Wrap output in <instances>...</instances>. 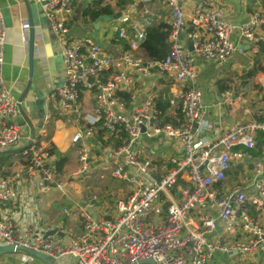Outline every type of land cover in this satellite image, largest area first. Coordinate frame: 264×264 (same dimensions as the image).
<instances>
[{
	"label": "built area",
	"instance_id": "1",
	"mask_svg": "<svg viewBox=\"0 0 264 264\" xmlns=\"http://www.w3.org/2000/svg\"><path fill=\"white\" fill-rule=\"evenodd\" d=\"M28 1L42 10L64 71L63 83L45 101L57 116L80 127L71 138L77 166L66 181L83 178L95 167L124 192L113 214L97 211L92 199L64 208L63 215L81 225L73 239L58 227L59 234L44 236L2 216L14 177L0 171L1 245L43 254L56 264H264L259 257L264 256V120L236 123L207 136L211 107L203 106L194 84L197 58L220 68L239 54L253 59L264 42V0L253 7L242 0V23L229 20L215 0H199L189 12L182 0H134L110 19L115 54L91 37L70 34L75 0ZM152 4L169 14L170 46L161 61L140 54L147 30L159 19ZM20 28L26 34L30 24ZM5 32L0 11V153L14 152L22 175L38 190L54 184L57 159L38 135L18 125L20 102L1 75ZM162 78L178 86L166 97L169 109L179 110L177 127L164 123L157 91L136 89L138 79L152 85ZM241 102L228 89L214 106ZM94 151L101 154L96 164Z\"/></svg>",
	"mask_w": 264,
	"mask_h": 264
},
{
	"label": "crops",
	"instance_id": "2",
	"mask_svg": "<svg viewBox=\"0 0 264 264\" xmlns=\"http://www.w3.org/2000/svg\"><path fill=\"white\" fill-rule=\"evenodd\" d=\"M198 1L182 0V3L186 11L189 12ZM215 1L223 5L229 20L235 23L245 21V16L242 12V0ZM90 2L91 0L74 1L72 6L73 14L69 23L70 34L74 38L91 37L105 51L115 54L117 42L114 39L112 31L109 29L113 21H101L98 26L96 22L93 26H89L81 19V11ZM255 2L256 0H250V5L253 7ZM130 7L131 5L125 11L116 13L115 15L125 13ZM151 7L159 16V19L155 23L162 20L168 24V11L159 4H152ZM0 11L6 28L3 53L4 64L1 75L5 83L13 85V97L20 102L19 117L17 118L18 125L22 128L23 132L27 133L31 131L38 135V140L43 147H46L49 143L57 153L68 156L71 150L74 149L71 138L80 127L76 126L72 120L57 116L53 106L48 105L45 101V97L58 88L64 79L60 50L55 37L50 31L40 7L28 0H0ZM23 22L30 24V29L26 34L20 28ZM30 32L34 39L33 79L35 80L34 87L37 94L33 96L26 95L20 101L23 97L29 74L30 60L27 49L30 44ZM250 63H252V58L247 53L236 55L228 67L221 68L204 62L200 58L196 59L197 77L194 84L202 94L203 106L211 107L207 117L211 129H209L207 136H213L221 129L231 128L236 123H245L253 119L264 118V74H258L254 79V84L260 87L261 93L258 91L253 93L255 94L253 96H256L258 100L257 106L250 109L244 108L242 117H247V120L242 121L240 118H237L236 112L239 105L235 107L222 106L221 108L214 106L221 94L228 90L218 91L217 82L227 78L238 84V79L251 66ZM174 86L178 87L168 78L157 79L152 85L145 79H138L136 82V89L141 94L151 89L157 91L159 95L164 93L165 98L168 95L169 89ZM231 89L241 97V104H243L244 98L241 92L234 88ZM122 95L124 94H121L120 97ZM260 108L262 109L260 110ZM84 110H90V106L84 105ZM48 115L49 119L46 120ZM82 129L87 132L85 127ZM94 144L97 145L96 142ZM94 144L92 143L93 146ZM11 154L15 155L14 152H8L5 153V157L0 156V171L4 175L14 177L11 199L8 205L1 207L3 210L2 216L12 221L15 226L34 227L44 232L48 228L55 229L58 227L64 231L66 238L73 239L81 231L80 222L64 216L62 211L64 208H71L78 203H88L89 200L83 198L81 188L74 184L73 180L66 181V179H63L54 182V184L46 185L47 187H41L38 190L32 189L29 180L22 175L18 163L16 165L17 168L14 169H12L13 165L11 163L6 164L5 158ZM57 185H61L62 187L59 188ZM57 236L60 237L62 234ZM0 264L41 263L24 254L14 253L0 258Z\"/></svg>",
	"mask_w": 264,
	"mask_h": 264
},
{
	"label": "trees",
	"instance_id": "3",
	"mask_svg": "<svg viewBox=\"0 0 264 264\" xmlns=\"http://www.w3.org/2000/svg\"><path fill=\"white\" fill-rule=\"evenodd\" d=\"M134 0H91L90 4L83 8L81 11L82 21L89 26H93L94 23L98 22L101 17H113L116 13L123 12L129 5H132ZM169 25L160 20L154 23L146 32L145 40L140 45V54L147 60L150 61H161L166 56L169 50ZM258 74H264V42L259 44V50L254 55L252 59L251 66L243 72L241 77L238 79V84L231 81V79H223L217 82L218 91H223L225 89H231L232 86L237 91L241 89L250 88L261 92L260 87L254 84V79ZM238 85V86H237ZM162 93L158 100L159 109L161 110L162 119L164 123H171L174 127H177L181 116L177 106L169 109V105L165 95ZM124 101L127 96H121ZM259 121H263L264 118H259ZM82 127L85 125L81 124ZM100 140V138L98 137ZM257 147L261 145V137H258ZM47 150L53 154L57 159V169L56 173L61 171L65 162L68 160V156H63L52 147L51 144H47ZM74 153V149L71 150ZM0 156L5 157V153ZM1 164V162H0ZM1 166V165H0ZM122 186V185H121ZM123 187V186H122ZM111 203V202H110ZM116 204V203H115ZM115 204L114 208L115 209Z\"/></svg>",
	"mask_w": 264,
	"mask_h": 264
},
{
	"label": "rangeland",
	"instance_id": "4",
	"mask_svg": "<svg viewBox=\"0 0 264 264\" xmlns=\"http://www.w3.org/2000/svg\"><path fill=\"white\" fill-rule=\"evenodd\" d=\"M59 48V47H58ZM60 50V49H59ZM232 88H234L232 86ZM235 89V88H234ZM242 97L244 98L243 104L239 105L237 110V118H240L242 121L247 120L248 118L243 116L244 108L250 109L251 107L257 106V98L253 96L254 92L256 93L255 89H241ZM239 92V93H240ZM261 93V92H259ZM263 105V104H262ZM262 108H260L261 110ZM101 157V154H98L96 151L93 153V162H96ZM5 162L11 163L12 169L17 168L18 157L14 154H11L5 158ZM77 166L75 153L71 151L69 153V158L65 162L64 166L62 167L61 171L55 174L54 182H58L59 180L66 179L70 177L72 173L75 171ZM76 184L79 188H81L83 193V198H87L86 200H94L97 207V211L106 213V214H113L114 212V204L117 202L120 195L124 192V188L117 182H114L107 172H103L101 169L93 168L92 171L87 174L83 178L73 179L72 181ZM111 202V203H110ZM264 261V256H259ZM36 261V260H35ZM39 262V261H37ZM41 263V262H39ZM42 264V263H41Z\"/></svg>",
	"mask_w": 264,
	"mask_h": 264
},
{
	"label": "water",
	"instance_id": "5",
	"mask_svg": "<svg viewBox=\"0 0 264 264\" xmlns=\"http://www.w3.org/2000/svg\"><path fill=\"white\" fill-rule=\"evenodd\" d=\"M117 16H119V15L117 14V15H114L113 17H101V19L97 22V26L100 24L101 21L106 22V21L110 20L111 18H116ZM179 39H182V37L180 36ZM33 42H34V39H33L32 33L30 32V44H29L28 49H27V52L29 55V60H30L29 74H28L27 83L25 85L24 94H23V97L20 99V101H22L26 95L33 96V95L37 94V91L34 87L35 80L33 79V59L35 58ZM185 46L189 51H192L190 41L185 40ZM241 48L244 50H247L248 45H244ZM21 113H22V110H21ZM57 233L58 232L56 229L43 232L44 236H52V235L57 234ZM14 253L24 254L30 258H33V259L41 262L42 264H56L51 258H49L43 254L31 251V250H27V249H24V248H21L18 246L0 245V258H2L5 255H10V254H14ZM144 262L148 263V264H154L151 260H146Z\"/></svg>",
	"mask_w": 264,
	"mask_h": 264
}]
</instances>
